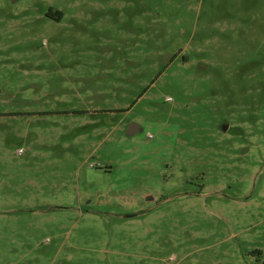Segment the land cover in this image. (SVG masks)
I'll use <instances>...</instances> for the list:
<instances>
[{"label": "rangeland", "instance_id": "rangeland-1", "mask_svg": "<svg viewBox=\"0 0 264 264\" xmlns=\"http://www.w3.org/2000/svg\"><path fill=\"white\" fill-rule=\"evenodd\" d=\"M263 263L264 0H0V264Z\"/></svg>", "mask_w": 264, "mask_h": 264}, {"label": "water", "instance_id": "water-1", "mask_svg": "<svg viewBox=\"0 0 264 264\" xmlns=\"http://www.w3.org/2000/svg\"><path fill=\"white\" fill-rule=\"evenodd\" d=\"M137 127H138V125L135 124V123H133V124L131 125V127L129 128V130H128V134L131 135V134H133L134 132H136ZM263 264H264V263H263Z\"/></svg>", "mask_w": 264, "mask_h": 264}]
</instances>
